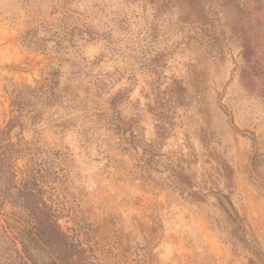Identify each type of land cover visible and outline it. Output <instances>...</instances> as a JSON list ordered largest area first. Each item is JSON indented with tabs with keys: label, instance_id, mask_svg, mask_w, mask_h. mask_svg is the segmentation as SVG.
I'll use <instances>...</instances> for the list:
<instances>
[{
	"label": "rangeland",
	"instance_id": "1",
	"mask_svg": "<svg viewBox=\"0 0 264 264\" xmlns=\"http://www.w3.org/2000/svg\"><path fill=\"white\" fill-rule=\"evenodd\" d=\"M0 152L100 264H264V0H0Z\"/></svg>",
	"mask_w": 264,
	"mask_h": 264
},
{
	"label": "trees",
	"instance_id": "2",
	"mask_svg": "<svg viewBox=\"0 0 264 264\" xmlns=\"http://www.w3.org/2000/svg\"><path fill=\"white\" fill-rule=\"evenodd\" d=\"M12 145V144H11ZM5 152H0V193L26 208L30 221L20 230L17 264H100L60 226L37 190L16 183Z\"/></svg>",
	"mask_w": 264,
	"mask_h": 264
}]
</instances>
